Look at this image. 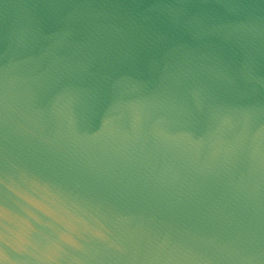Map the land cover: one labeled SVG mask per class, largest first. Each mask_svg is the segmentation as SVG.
Returning <instances> with one entry per match:
<instances>
[{"label":"water","instance_id":"1","mask_svg":"<svg viewBox=\"0 0 264 264\" xmlns=\"http://www.w3.org/2000/svg\"><path fill=\"white\" fill-rule=\"evenodd\" d=\"M0 264H264V0H0Z\"/></svg>","mask_w":264,"mask_h":264}]
</instances>
